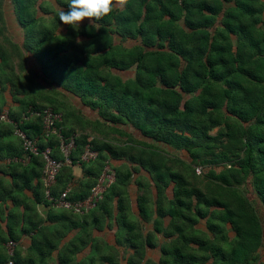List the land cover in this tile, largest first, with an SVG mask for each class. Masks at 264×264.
<instances>
[{
  "label": "trees",
  "instance_id": "obj_1",
  "mask_svg": "<svg viewBox=\"0 0 264 264\" xmlns=\"http://www.w3.org/2000/svg\"><path fill=\"white\" fill-rule=\"evenodd\" d=\"M36 1L12 0L18 22L26 31L25 48H34L36 43L37 58L44 71L71 85L73 94L97 111L104 121L97 126L125 136L116 127L127 125L151 141L78 134L67 125L69 113H64L59 103L51 96L40 99L38 95L24 94L20 85L15 87L8 79L13 75L10 74L6 80L16 92L28 96L18 100L19 111L9 112L10 119L18 121L29 107L51 108L62 115L63 136L76 135L70 164L61 168L52 196L57 197L66 188L60 187L61 175L79 165L90 179L82 183L78 194L70 189L68 199H84L104 167L110 165L109 159L124 158L144 170L154 183L157 217L153 231L143 238L136 224L127 220L125 187L132 175L128 169L110 165L114 181L104 192L102 201L88 214L98 208L110 214L105 206L117 197L118 223L127 232L123 240L133 249L128 264H205L209 260L211 264H254L263 231L243 186H248L264 207V20L260 18L263 7L259 0H130L122 12H113L102 20L108 23L113 19L122 37L141 39L142 46L123 51L119 56L113 50L92 55L110 46L99 43L98 47H81L69 38L56 37L55 44L50 46L45 34L30 28L37 21L31 12ZM224 3L233 6L225 8ZM179 19L183 20L185 29L177 24ZM216 22L220 27L215 26ZM230 35L235 37L234 50ZM145 48L155 50L145 51ZM6 66L7 61L2 59L0 69ZM132 66L135 75L125 81L107 71V68L127 70ZM239 121L249 125L244 127ZM21 128L38 138L40 149L50 147L55 159H63L57 137L43 141L39 119L23 123ZM214 129L216 132L212 133ZM87 145L97 157L85 163L80 157ZM160 146L184 151L190 162L185 164ZM20 152L24 155L21 144ZM29 162L41 169L42 175V159L34 156ZM199 165L208 168L203 190L193 184L194 168ZM218 167L221 169L217 171ZM138 182V187H144L137 198L138 209L141 217L147 219L152 215L150 189ZM171 183L172 199L168 200L166 190ZM39 189L38 202L52 207L44 198L41 179ZM57 212L77 215L63 209ZM214 212L235 233L232 240L226 241L228 248L214 243L219 237L224 240L226 237L225 229L210 221ZM165 216L170 217V222L163 230L159 224ZM205 218L207 229L214 236L211 241L204 239L196 226L198 220ZM156 233L172 237L161 246L157 263L144 258L145 248L155 246ZM53 248L50 245L49 249ZM10 260L18 264L13 254Z\"/></svg>",
  "mask_w": 264,
  "mask_h": 264
},
{
  "label": "crops",
  "instance_id": "obj_2",
  "mask_svg": "<svg viewBox=\"0 0 264 264\" xmlns=\"http://www.w3.org/2000/svg\"><path fill=\"white\" fill-rule=\"evenodd\" d=\"M259 3L263 7L260 13V18L263 21L264 0H259ZM68 4L69 0H37L31 10L37 20L31 24V29L40 31L42 35L45 34L46 42L48 41L50 46L55 44L53 39L56 37L59 39L69 38L74 44L81 47L92 45L98 47L99 43L110 46L107 50H98L92 55H102L106 51L113 50L118 56L123 51L142 46L140 37L130 38L119 35L116 31L118 26L113 19L108 23H104L102 20H85L80 25L79 32L69 25H64L59 21V12L61 9L68 11ZM223 5L225 8L233 6L232 3ZM124 9L118 8L114 12H122ZM108 17H105L103 21ZM221 18L222 12L217 16V21L219 22ZM90 23H98L99 30L94 28L89 30ZM177 24L185 29L182 19H179ZM215 26L220 27L217 22ZM258 26L262 27V23H259ZM101 30H105L106 33H100ZM209 30L212 32L213 28ZM25 32L23 25L18 22L13 5H10L9 0H2L0 5V63L2 59L8 63L11 62V67L14 66L13 72L20 77L23 76L19 73L21 63L24 64L31 60L38 61V51L35 48H29L31 50L29 53L25 51L27 49H25ZM33 37L34 40L38 39L37 34ZM78 38L80 43H77ZM230 39L234 50L235 37L230 35ZM152 50L155 48H145V51ZM129 70H132V76L123 79L120 72ZM28 71L26 70V73L29 76ZM107 71L125 81L134 77L135 66L127 70L107 68ZM8 77L7 70L0 69V115L5 110L13 113L18 112L20 108L18 100L28 98V96L24 97V94L29 93L27 88L20 86L24 94L16 92V89L6 80ZM54 93L61 95V98L56 101L61 106V110L64 113H69L67 125L73 127L78 134L103 137L96 130L97 124L104 122L98 117L96 110H94L96 115H93L91 113L93 110L90 111L91 109L81 101L79 104L76 103L69 96L71 94L68 95L67 92L57 90ZM241 124L247 127L249 122H241ZM10 126H12L10 123L0 121V264H7L10 258L8 253V244L10 243L13 244V256L18 264H128L127 258L133 253V249L123 240L127 232L118 223L117 197H114L109 205L105 206L110 214L98 208L89 214L71 216L68 213H59L57 208L48 207L38 202L37 198H40L41 195L39 189L41 169L32 165L25 155L21 156L19 141L11 134ZM124 127H116L125 133V136H116L120 138L119 140L125 141L128 137H132L145 143L151 142L141 136L139 132L132 135L130 126ZM160 148L163 150L168 148L169 152L171 150L178 152L171 147L160 146ZM109 160L110 165L116 169L132 171L130 182L125 187L126 216L129 222L136 224V229L145 238L147 233L153 231V223L157 217L154 203L156 194L154 183L144 170L136 168L135 164L127 162L124 158ZM134 168H136L135 171ZM87 179L90 178L86 176L84 169L76 165L61 175L59 183L61 188L66 186L65 189H71L75 194H78V191H81L82 183ZM138 181H142V184L150 189L152 215L147 219L141 217L138 209L137 198L144 189V187H138ZM172 189L173 184L171 183L166 190L168 200L172 199ZM253 196L256 198L255 195ZM169 222L170 217H163L160 220L159 228L166 230ZM171 238L163 237L162 233H156L155 246L146 247L144 250L145 260L149 259L157 263L161 257V246ZM50 245H54L52 250L49 249Z\"/></svg>",
  "mask_w": 264,
  "mask_h": 264
},
{
  "label": "built area",
  "instance_id": "obj_3",
  "mask_svg": "<svg viewBox=\"0 0 264 264\" xmlns=\"http://www.w3.org/2000/svg\"><path fill=\"white\" fill-rule=\"evenodd\" d=\"M181 1V0H180ZM33 119L41 121L43 134V141L55 136L58 139L59 152L63 159L57 160L52 156V149L45 147L40 149L38 138L32 137L21 128L23 123L29 122ZM0 121L10 123L13 128V136L17 138L21 144L22 151L27 159L30 157H40L43 162L41 183L43 187L44 198L49 201L52 207L71 211L73 214L84 215L97 207L98 203L102 201L104 192L114 181V171L107 164L95 185L89 191L87 197L81 200L71 201L68 199L69 190L65 189L57 197H53L51 190L56 183L57 176L64 165L70 164V154L75 147L74 138L72 135L69 138L63 136L61 132L62 115L59 112L53 111L51 108L35 109L29 107L20 117L18 121H12L9 117V111L5 110L0 115ZM97 153L91 149L89 145L85 147L80 160L82 162H90L95 160ZM195 173L199 175L201 169L195 168ZM12 243L8 244V253L13 254ZM7 264H14L13 261H8Z\"/></svg>",
  "mask_w": 264,
  "mask_h": 264
},
{
  "label": "rangeland",
  "instance_id": "obj_4",
  "mask_svg": "<svg viewBox=\"0 0 264 264\" xmlns=\"http://www.w3.org/2000/svg\"><path fill=\"white\" fill-rule=\"evenodd\" d=\"M0 1L2 3V0H0ZM9 1H10V5H13L12 0H9ZM34 44H35L34 48L37 47L36 43H34ZM7 50L9 51V48ZM25 51H28V53H29L31 50L28 48ZM10 63L11 62H9V63L7 62V66H6L5 69L7 70L8 75L13 74L8 79L10 81H12L11 82L12 84H15V87H16V85L25 86V88H27V91H29V93L31 95H38V96H40V97H38L40 99H43L45 96L46 97L51 96L52 99H54L55 101H58L59 98H61V95L58 94V93H54V91L57 92V90L58 91L61 90V91L67 92L68 95L71 94L69 96L72 99H74L76 101V103H78V104L80 103L81 99L78 98V96H76L75 94H73V87L71 85H68L65 82L57 79V78L55 79L54 77L49 76L46 73V71H44V66L41 64V62L36 61V60H31V61H29L27 63H24L25 65L21 63V65L19 66V69H21V70H19V73L21 75H23L21 77H20V75L15 74L13 72V67L14 66L11 67ZM26 70H29L28 71L29 72V76H28V73H26ZM120 76L123 79L131 77L132 76V70H129L128 72H120ZM17 81H21V82H17ZM58 95L60 97H57ZM63 98H65V95H63ZM41 103H43V105H45L44 104L45 102H41ZM90 111H92V110H90ZM91 113L93 115H96V112L94 110ZM118 127H122L123 128L124 126H120L119 125ZM96 130L100 134H102L103 136L113 137V138H115L117 140L120 139V138L116 137V136H119L120 134L119 133H115V131L110 129V128L97 126ZM131 131H132V133H131L132 135L133 134H138V132H136L135 130L131 129ZM131 131L129 130V132H131ZM214 132H216V129H214L212 133H214ZM113 135H115V136H113ZM164 151L166 153H171V154H174L175 156L180 157L181 159H183L185 161L184 162L185 164L190 162L187 154L184 151L173 152L171 150V152H169L170 149H168V148H165ZM196 167H199L201 169V173L199 175H197L195 173V168ZM196 167L194 168L195 176H194L193 184L198 186L200 189L203 190L205 185H206L205 173L208 170V168H206L204 166H200V165L196 166ZM219 169H221V167H218L217 171ZM243 188L244 189L246 188V196L251 199L252 204L254 206V208L252 210H254V209L256 210V212H257V214L259 216V219L261 221L263 236H262V239L260 240V245L256 249V254H255L256 260H255V263H254V264H259V263H263L264 262V207L262 206V204L259 202L258 199L253 198L254 196L251 194L250 190L248 189L249 188L248 186H243ZM210 221H212L213 223L219 225V227H221V229H225V233L224 234H226L225 240H224V238L221 239L219 237L220 240H215L214 243L220 245V247L228 248V245L226 244V241L232 240L235 237V233L231 229L230 224L229 223L220 222L219 218L217 217L216 212H214V217H213L212 220L210 219ZM196 226L199 229L200 235H202L204 239H207V240H210V241L213 240V238H214L213 234L207 229V220H206V218L198 220V223H197ZM218 236H220V235H218ZM205 264H211V260L207 261Z\"/></svg>",
  "mask_w": 264,
  "mask_h": 264
},
{
  "label": "clouds",
  "instance_id": "obj_5",
  "mask_svg": "<svg viewBox=\"0 0 264 264\" xmlns=\"http://www.w3.org/2000/svg\"><path fill=\"white\" fill-rule=\"evenodd\" d=\"M130 0H69V9H61L59 12V21L64 25L71 26L79 32L80 25L85 21H100L111 15L118 8L127 7ZM99 30L98 23H90L89 30ZM77 43H80L79 38Z\"/></svg>",
  "mask_w": 264,
  "mask_h": 264
},
{
  "label": "water",
  "instance_id": "obj_6",
  "mask_svg": "<svg viewBox=\"0 0 264 264\" xmlns=\"http://www.w3.org/2000/svg\"><path fill=\"white\" fill-rule=\"evenodd\" d=\"M164 147H166V146H164Z\"/></svg>",
  "mask_w": 264,
  "mask_h": 264
}]
</instances>
